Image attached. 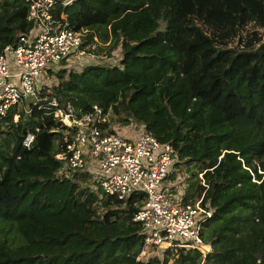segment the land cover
I'll list each match as a JSON object with an SVG mask.
<instances>
[{
	"label": "trees",
	"instance_id": "trees-1",
	"mask_svg": "<svg viewBox=\"0 0 264 264\" xmlns=\"http://www.w3.org/2000/svg\"><path fill=\"white\" fill-rule=\"evenodd\" d=\"M27 7V0H0V50L33 26ZM50 10L84 31L87 50L118 46L120 56L115 64L62 65L38 96L68 102L77 114L92 104L105 112L120 96L98 126L132 120L172 144L168 177L183 166V200L202 194L211 208L200 225L210 245L202 264H264V0H72ZM24 106L0 118V264L199 262L201 252L183 246L149 254L150 246L137 258L142 234L131 216L144 193L104 194L85 169L56 177L64 125L46 100ZM245 129L256 136L230 142ZM26 132L34 134L28 147Z\"/></svg>",
	"mask_w": 264,
	"mask_h": 264
},
{
	"label": "built area",
	"instance_id": "built-area-1",
	"mask_svg": "<svg viewBox=\"0 0 264 264\" xmlns=\"http://www.w3.org/2000/svg\"><path fill=\"white\" fill-rule=\"evenodd\" d=\"M70 1L27 0V18L33 26L0 50V118L11 105L27 111V100H46L53 107V117L65 126L62 146L53 153L55 176L68 177L71 171L85 169L93 173L96 187L104 194L123 198L133 191H142V204L131 216L139 222L142 234L138 257H146L150 246H183L198 249L201 259L197 264H201L210 245L201 238L200 225L210 216L211 208L202 203V194L185 201L183 193H176L174 185L181 183V179L177 175L168 177L175 160L172 144L161 141L149 127H142L131 136L118 133L111 123L107 128L112 130L100 128L98 123L105 121V112L96 104L77 114L70 103L60 105L53 97L47 99L37 94L42 67L51 69L50 65L70 57L99 58L95 51L82 46V30L53 17L50 9L55 3ZM16 117L13 114V119ZM32 139L33 133L26 132L21 144L28 147ZM85 151L96 162V169L90 167Z\"/></svg>",
	"mask_w": 264,
	"mask_h": 264
},
{
	"label": "rangeland",
	"instance_id": "rangeland-1",
	"mask_svg": "<svg viewBox=\"0 0 264 264\" xmlns=\"http://www.w3.org/2000/svg\"><path fill=\"white\" fill-rule=\"evenodd\" d=\"M250 27H251L250 24L246 25L247 29L250 28ZM239 34L242 36L244 34V29H240L239 30ZM106 43L107 42L99 43V44H106ZM95 53H97L99 55V58L97 59L96 62L103 63V64L104 63L105 64H115V63H117V60H118V58L120 56V49L117 46L114 49H112L111 52H107L105 49H103L102 52L98 53L97 51H95ZM88 61H90V60H88V59H85V61L83 60V62H88ZM79 63H81V61H79V59H77L75 57H72V58L70 57L67 60H64L63 63L59 62L57 64L50 65L51 69L50 68H46L45 69V67H42V74L40 75V79H39V83L37 85V88H39L42 85H50L51 83L55 82L54 71L58 67L64 65V67L67 68V69L70 66L73 69H77V66L81 67L83 65L82 63L81 64H79ZM89 83H91V78L89 79V81H87V84H89ZM120 99L121 98L119 96V98L115 102H113L109 107H107V109L105 111V115H104V120H107V118L110 117L109 115L113 116L112 111H113V109H115L116 107H118L120 105V102H121ZM32 100H34V99H32ZM140 102H141L140 100L139 101L134 100L133 101V106L137 107ZM59 104L62 105L64 103H59ZM110 123H111V126L116 127V129L118 131H120L118 133L121 134V132H122L123 134H125L127 136L133 135L135 132L140 130V128H142L141 123L135 122V121H132V120L129 121L128 123L117 124L116 120L113 117H112V120H111ZM62 125H64V124H62ZM165 125H166V121L164 119H161V121L159 122V126L163 127ZM64 128H65V126H64ZM255 136L256 135H255L254 130L245 129L243 131L237 132L234 135H232V138H231L230 142L242 143V142H245L249 137H255ZM33 137H34V134H33ZM84 156L87 158L90 167L93 170L96 169V166H97L96 162L94 161L93 158H91L89 156L87 151H85ZM176 173L178 174L177 179L181 178L183 176V173H185L184 169H183V166H181L180 169ZM92 174H91V177H92ZM174 189L176 190V193H181L182 192V185L180 183H177L174 186ZM159 252H160V249L154 248V247L149 250V254H153V253L159 254ZM147 256H148V254H147ZM141 257H143V256L138 257V255H137V258H141ZM146 257H144V258H146Z\"/></svg>",
	"mask_w": 264,
	"mask_h": 264
},
{
	"label": "crops",
	"instance_id": "crops-1",
	"mask_svg": "<svg viewBox=\"0 0 264 264\" xmlns=\"http://www.w3.org/2000/svg\"><path fill=\"white\" fill-rule=\"evenodd\" d=\"M177 176H178V174H176ZM185 173H183V176H182V178H180L181 179V185H182V192L181 193H185V189H186V183H185V179H184V177H185ZM172 180V179H171ZM175 186V185H174Z\"/></svg>",
	"mask_w": 264,
	"mask_h": 264
},
{
	"label": "clouds",
	"instance_id": "clouds-1",
	"mask_svg": "<svg viewBox=\"0 0 264 264\" xmlns=\"http://www.w3.org/2000/svg\"><path fill=\"white\" fill-rule=\"evenodd\" d=\"M201 176V175H200Z\"/></svg>",
	"mask_w": 264,
	"mask_h": 264
}]
</instances>
